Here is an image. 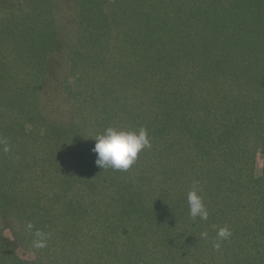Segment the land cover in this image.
I'll return each instance as SVG.
<instances>
[{
  "label": "trees",
  "instance_id": "1",
  "mask_svg": "<svg viewBox=\"0 0 264 264\" xmlns=\"http://www.w3.org/2000/svg\"><path fill=\"white\" fill-rule=\"evenodd\" d=\"M82 1L91 5L44 2L52 46L48 42L24 126L27 135L54 136L55 146L71 148L57 157L63 196H49L43 216L26 196H0L1 223L14 235L9 240L0 230V264H264V40H97L93 83L104 87L85 98L100 113L89 127L81 124L84 75L74 69L85 56L76 48L70 79L57 88L73 100L74 121L61 126L47 110L45 88L48 76L57 79L58 28ZM100 1L102 16L114 22L119 0ZM36 5L0 0V20L31 13ZM245 41L251 48H243ZM43 45L40 40L34 49ZM5 62L0 48V64ZM109 126L147 130L151 146L127 171L95 164L93 137ZM93 172L98 195L124 196L122 208L115 201L109 229L96 227L106 215L93 201ZM194 186L209 211L206 221L189 214L187 195ZM224 226L232 234L217 250L216 230ZM37 229L49 234L43 248L33 244ZM204 231L207 240L199 238ZM19 246L35 250L36 259L16 256Z\"/></svg>",
  "mask_w": 264,
  "mask_h": 264
},
{
  "label": "rangeland",
  "instance_id": "2",
  "mask_svg": "<svg viewBox=\"0 0 264 264\" xmlns=\"http://www.w3.org/2000/svg\"><path fill=\"white\" fill-rule=\"evenodd\" d=\"M90 1L91 5L75 2L58 28L61 51L56 61L57 79L49 81L48 76L45 103L50 116L61 126L74 121L73 100L57 88L70 79L71 52L76 48L85 56L74 69L84 75L81 124L89 127L93 125V115L100 113H93L85 98L93 92L96 96L104 87L93 83V47H97V40H111V36L113 40H264V0H230L229 4L215 0H119L113 10L114 22L102 16L100 0H96L95 7ZM35 2L33 12L0 20V48L6 61L0 64V196H26L28 202L39 205L43 216L48 211L49 196H63L59 184L64 176L57 167V157L71 148L55 146L54 136L38 138L24 130L41 83L43 62L48 58V42L52 46L49 8L45 0ZM40 40L44 45L37 52L34 46ZM247 47L251 48L249 41L244 42L243 48ZM261 59L259 67L264 64V53ZM4 142L9 147L7 152ZM95 184L93 172V201L102 206L99 212L106 215L101 216V226L96 227L109 229L115 201L122 208L124 196H100ZM57 226H61L59 220ZM0 230L9 240L14 238L1 220ZM15 254L24 260L37 257L35 250L21 246ZM203 256L208 259L205 252Z\"/></svg>",
  "mask_w": 264,
  "mask_h": 264
},
{
  "label": "clouds",
  "instance_id": "3",
  "mask_svg": "<svg viewBox=\"0 0 264 264\" xmlns=\"http://www.w3.org/2000/svg\"><path fill=\"white\" fill-rule=\"evenodd\" d=\"M95 145L92 151L96 154L95 164L103 170L112 168L114 170L127 171L138 158V154L145 147L151 146L147 130L140 128L136 130H127L109 126L102 133L93 137ZM4 151H9L7 143ZM196 182H194V185ZM189 214L193 219L199 218L206 221L209 217V211L204 203L198 187L194 186L187 195ZM33 225L29 223L27 229L32 231ZM231 231L227 226L219 227L216 230V238L213 241V247L217 250L221 247V242L231 236ZM47 233L37 229L34 231L33 244L36 248H43L48 239ZM200 239H208V232L200 233Z\"/></svg>",
  "mask_w": 264,
  "mask_h": 264
}]
</instances>
